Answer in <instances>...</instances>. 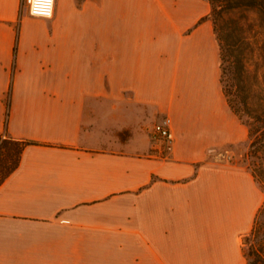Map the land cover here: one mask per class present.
<instances>
[{
    "label": "crops",
    "instance_id": "1",
    "mask_svg": "<svg viewBox=\"0 0 264 264\" xmlns=\"http://www.w3.org/2000/svg\"><path fill=\"white\" fill-rule=\"evenodd\" d=\"M0 0V264H244L264 194L218 157L247 128L207 0ZM173 141L153 154L152 125Z\"/></svg>",
    "mask_w": 264,
    "mask_h": 264
},
{
    "label": "trees",
    "instance_id": "2",
    "mask_svg": "<svg viewBox=\"0 0 264 264\" xmlns=\"http://www.w3.org/2000/svg\"><path fill=\"white\" fill-rule=\"evenodd\" d=\"M207 19L213 25L220 62V82L225 75L229 89L223 94L231 111L247 128L252 177L264 189V0H208ZM226 15V17H225ZM28 143L0 142V182L17 166ZM11 159L4 168L5 159ZM243 239L253 242L245 264H264V201ZM245 257V255H244Z\"/></svg>",
    "mask_w": 264,
    "mask_h": 264
},
{
    "label": "built area",
    "instance_id": "3",
    "mask_svg": "<svg viewBox=\"0 0 264 264\" xmlns=\"http://www.w3.org/2000/svg\"><path fill=\"white\" fill-rule=\"evenodd\" d=\"M55 0H22L24 10L30 16L49 19L54 8ZM150 136L153 143V154L164 157L170 150L173 141L171 132V121L168 116H163L155 122L150 129ZM222 160H229L228 155L218 154Z\"/></svg>",
    "mask_w": 264,
    "mask_h": 264
},
{
    "label": "rangeland",
    "instance_id": "4",
    "mask_svg": "<svg viewBox=\"0 0 264 264\" xmlns=\"http://www.w3.org/2000/svg\"><path fill=\"white\" fill-rule=\"evenodd\" d=\"M208 1V0H207ZM19 11L21 14H24V6L22 4V0L20 2V5H19ZM226 17V15H225ZM222 85L224 87L225 90H228L229 89V82H228V79L227 77L224 75L223 76V82H222ZM226 149L228 150L227 152H223L222 154L224 155H228L229 156V162L230 163H234V164H239L243 167H245L249 172L251 171V167L252 166V163H251V157H249L247 155V152H248V139H246L243 143L241 144H237V145H231V146H228L226 147ZM11 159L12 158H7L5 159L4 161V170L7 166H9V164L11 163ZM1 168V167H0ZM0 171H3L2 169H0ZM257 182V181H256ZM259 184V183H258ZM261 188V187H260ZM261 190L263 191V194H264V189L261 188ZM263 201H264V198H263ZM262 201V203H263ZM261 203V204H262ZM261 206V205H260ZM259 206V207H260ZM249 234V232L245 235L247 236ZM252 244L253 246V242L249 241H245L243 238H242V248H243V253L245 255V263L247 261V259H249V256H247V253L251 250V249H255V244H254V247L250 246ZM244 263V264H245Z\"/></svg>",
    "mask_w": 264,
    "mask_h": 264
}]
</instances>
